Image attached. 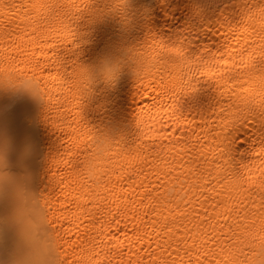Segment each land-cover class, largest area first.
<instances>
[{
    "label": "bare ground",
    "instance_id": "obj_1",
    "mask_svg": "<svg viewBox=\"0 0 264 264\" xmlns=\"http://www.w3.org/2000/svg\"><path fill=\"white\" fill-rule=\"evenodd\" d=\"M261 105L264 0H0L3 167L55 264H264Z\"/></svg>",
    "mask_w": 264,
    "mask_h": 264
},
{
    "label": "clouds",
    "instance_id": "obj_2",
    "mask_svg": "<svg viewBox=\"0 0 264 264\" xmlns=\"http://www.w3.org/2000/svg\"><path fill=\"white\" fill-rule=\"evenodd\" d=\"M199 62L193 61L190 64L196 66ZM264 111V105L256 106ZM5 145L0 144V168L4 164ZM98 173L97 162L92 160L88 164V175L95 177ZM12 187V194L15 205V222L20 224V220L31 222L32 224H42L43 211L38 201L28 195V189L23 183H16L13 178L3 171H0V199L5 195L6 187ZM6 224L3 217H0V229ZM264 248V244L260 245ZM56 253L54 241L47 230L41 227L33 230L30 227L25 232L22 230L21 243L12 259V264H55ZM0 264H4L0 258Z\"/></svg>",
    "mask_w": 264,
    "mask_h": 264
},
{
    "label": "rangeland",
    "instance_id": "obj_3",
    "mask_svg": "<svg viewBox=\"0 0 264 264\" xmlns=\"http://www.w3.org/2000/svg\"><path fill=\"white\" fill-rule=\"evenodd\" d=\"M9 111H11L10 108H9V109L7 108V110L5 109V111H3V112L6 114V113H9ZM1 169H2V171H3L4 173H6L7 175H10V174L12 173V170H11L10 168L2 167V168H0V171H1ZM10 189H11V188H10ZM9 191H10V190H8L7 192H5V195H4V197H3L2 199H7V201H8L9 198L11 199V198L13 197V196L11 197L12 194H11V192H9ZM10 199H9V200H10ZM10 202H11V200H10ZM8 203H9V202H8ZM11 222H13V221H11ZM11 222L9 223V224H10L9 227H10V226L12 227V228H10V229H11L14 233L16 232V231L14 230L15 227H18V228L20 229V230H19L18 228H15V229L19 230L20 233H21L22 230L24 231V228H25V227H23L22 224H23V223L25 224V222H23V220H22V221L20 220L21 225L18 224V223L16 224V222H14V225L16 224L17 226L12 225L13 223L11 224ZM21 226H22V227H21ZM21 228H22V230H21ZM19 231H18V232H19ZM25 231H27L26 228H25ZM13 232H11V234L14 235ZM18 232H16V234H17ZM20 233H18V236H19ZM13 235H11L13 239L10 238V239L14 240L13 242H11L12 240H10V241H5V240H3V241H5V242H2V243H1V248H2V246L5 244V246H4L2 249H0V251L2 250V252H0V254L2 253V254H1V255H2V258H3V260L5 261L4 264H5V263L8 264V263H9V260L12 261V259H13V257H14L13 255H12V257H11V256H10L11 254H8V252H9V253H10V251H11V252H14V251H13L14 249H15V252H16V250H17L16 248H18V245L20 246V243H21V238H20V241H19L18 239L16 240L15 235H14V236H13ZM21 235H22V233H21ZM21 235H20V237H21ZM18 238H19V237H18ZM8 240H9V239H8ZM10 242H11V245H10V244L8 245L7 243H10ZM12 243H13V246H12ZM16 244H18V245H16ZM6 246H8V248L10 247V249H8ZM16 246H17V247H16ZM14 247H16V248H14ZM4 248H7V249H4ZM12 248H13V249H12ZM4 251H5V252H4ZM6 251H7V252H6ZM3 252H4V253H3ZM5 253H6V254H5ZM12 254H13V253H12ZM14 254H15V253H14ZM8 256H10V259H9ZM7 260H8V261H7ZM6 261H7V262H6Z\"/></svg>",
    "mask_w": 264,
    "mask_h": 264
},
{
    "label": "snow or ice",
    "instance_id": "obj_4",
    "mask_svg": "<svg viewBox=\"0 0 264 264\" xmlns=\"http://www.w3.org/2000/svg\"><path fill=\"white\" fill-rule=\"evenodd\" d=\"M169 51H173V49H169ZM176 55L179 56V57H181L182 59H184L183 53H182L181 51H178V50H177V51H176ZM256 155H257L258 157H260V156H264V149H262V151H261L260 153H256ZM140 239L142 240L143 237H141ZM197 240H198V237H195V236L192 237V241H193V249H194V247H195V244H196ZM193 249H190V250H193ZM142 250H143V249H141V251H142ZM133 259H134V257L130 258L129 261H128V264H132V260H133ZM168 259H169V258H162V260H163V264H168ZM204 259L206 260L207 257L205 256ZM160 261H161V260H160ZM160 261H153V264H160ZM171 264H176V261H172ZM181 264H183L182 261H181ZM189 264H191V259L189 260ZM196 264H202V262H201L199 259H197V260H196Z\"/></svg>",
    "mask_w": 264,
    "mask_h": 264
}]
</instances>
